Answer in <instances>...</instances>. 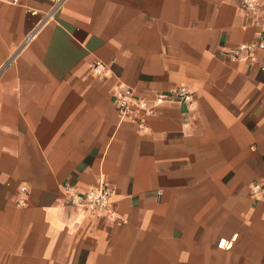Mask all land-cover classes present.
I'll use <instances>...</instances> for the list:
<instances>
[{
    "label": "crops",
    "instance_id": "crops-1",
    "mask_svg": "<svg viewBox=\"0 0 264 264\" xmlns=\"http://www.w3.org/2000/svg\"><path fill=\"white\" fill-rule=\"evenodd\" d=\"M241 1L0 0V264H264V0ZM178 86L142 127L115 102ZM100 184L102 215L65 203Z\"/></svg>",
    "mask_w": 264,
    "mask_h": 264
},
{
    "label": "built area",
    "instance_id": "built-area-1",
    "mask_svg": "<svg viewBox=\"0 0 264 264\" xmlns=\"http://www.w3.org/2000/svg\"><path fill=\"white\" fill-rule=\"evenodd\" d=\"M241 6L251 15H256L261 4L255 0H242ZM257 48L264 50V34L256 43ZM252 47L241 46L232 53L237 57L240 53L251 52ZM106 71V66L101 62H95L91 67V73L102 76ZM194 93L186 86H178L165 94H157L153 98L141 97L131 87H124L116 95V105L121 117L138 123L142 127L140 117H152L157 115L164 105H177L188 108L193 102ZM260 185L255 184L253 191L258 192ZM112 192L103 184L97 188L84 193H76L72 186L65 188V203L76 210L90 213L95 216L107 212L110 207Z\"/></svg>",
    "mask_w": 264,
    "mask_h": 264
}]
</instances>
